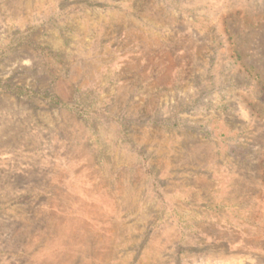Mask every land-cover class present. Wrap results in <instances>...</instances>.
Returning a JSON list of instances; mask_svg holds the SVG:
<instances>
[{
  "label": "rangeland",
  "instance_id": "rangeland-1",
  "mask_svg": "<svg viewBox=\"0 0 264 264\" xmlns=\"http://www.w3.org/2000/svg\"><path fill=\"white\" fill-rule=\"evenodd\" d=\"M0 264H264V0H0Z\"/></svg>",
  "mask_w": 264,
  "mask_h": 264
},
{
  "label": "trees",
  "instance_id": "trees-1",
  "mask_svg": "<svg viewBox=\"0 0 264 264\" xmlns=\"http://www.w3.org/2000/svg\"><path fill=\"white\" fill-rule=\"evenodd\" d=\"M258 182V181H257Z\"/></svg>",
  "mask_w": 264,
  "mask_h": 264
}]
</instances>
